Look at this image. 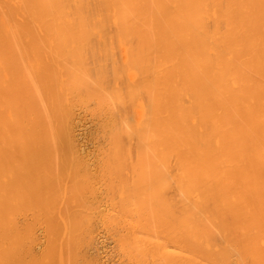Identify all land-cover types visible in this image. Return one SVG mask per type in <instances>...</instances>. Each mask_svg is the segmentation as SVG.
Wrapping results in <instances>:
<instances>
[{
    "label": "bare ground",
    "instance_id": "bare-ground-1",
    "mask_svg": "<svg viewBox=\"0 0 264 264\" xmlns=\"http://www.w3.org/2000/svg\"><path fill=\"white\" fill-rule=\"evenodd\" d=\"M107 221L131 262L264 264V0H0V264H90Z\"/></svg>",
    "mask_w": 264,
    "mask_h": 264
},
{
    "label": "rangeland",
    "instance_id": "rangeland-1",
    "mask_svg": "<svg viewBox=\"0 0 264 264\" xmlns=\"http://www.w3.org/2000/svg\"><path fill=\"white\" fill-rule=\"evenodd\" d=\"M117 42V47L119 48V50H120V52H121V50L123 51V54H121L123 57H124V55L126 54V52H125V49H126V46H125V44L124 43H122L121 41H116ZM119 43V44H118ZM121 44V45H120ZM118 45H120V46H118ZM125 49H124V48ZM121 48V49H120ZM122 53V52H121ZM140 109H138L137 110V115L139 116L140 115ZM79 112L81 113V112H83L82 110L80 111L79 110ZM79 112H78V114H79ZM86 113V112H85ZM85 113H83V114H85ZM82 114V115H83ZM89 114V113H88ZM87 114V115H88ZM78 116L79 117V119H80V117H82L81 119H80V121L78 120V121H76L77 122V126H76V128H75V135H76V137H77V141H79V147H80V149H81V151L82 152H86V154H88L87 152H89V153H91L92 152V150L93 151H96V150H98L99 149V145H97V144H93V142L89 139V140H86V139H88L89 137H88V130L91 128H93V127H91V126H93V123L95 124V122H93L92 121V118L93 117H91L90 116V118L85 114L84 116ZM94 120H95V118H94ZM93 122V123H92ZM90 129V130H91ZM87 133V138L86 139H84V137H86L85 136V134ZM85 143H87V144H85ZM89 143V144H88ZM92 144V145H91ZM97 146V147H96ZM95 149V150H94ZM92 155H90V159L92 160V157L91 156H94V152H92L91 153ZM93 159H94V157H93ZM93 161V160H92ZM94 161H96V162H94V163H92V162H89V164L90 165H94V167L96 168V166L97 165H99V161H98V159L96 158V159H94ZM98 167V166H97ZM99 183H101L102 184V182H100L99 181ZM100 185V184H99ZM104 196V195H103ZM100 197H102V195L100 196ZM103 199H105L104 197L102 198V200ZM104 201V200H103ZM29 215V214H28ZM30 215H32V213H30ZM29 215V219L30 220H34V219H32L33 217L32 216H30ZM32 217V218H31ZM101 224L104 226H101ZM100 225V226H99ZM98 225V228H97V230H96V232L94 233V237L96 238H94L95 239V241H96V243H94V245L96 246H94L93 244H91V245H87L85 248H84V251H85V253L87 254V257L89 258V257H91L90 259H91V261H90V259H89V261L91 262L90 264H93V263H95V264H139V263H137V261H135L134 259H132V262H131V257H128V256H126L125 255V257H124V251H122L121 250V246L119 245L120 244V242H118V241H121V234L123 235V233L126 231V230H124V227H121V226H119V227H121V228H123V229H121L122 230V232L121 231H118L117 232V227L115 228V229H112V228H114V227H112L111 229H110V227L111 226H114V225H116V226H118L117 224H110V222L109 221H107V223H101L100 222V224ZM109 225H111L110 227H109ZM38 226V227H37ZM107 226V227H106ZM108 229H106V228ZM110 230L112 231V230H116L115 232H110ZM119 232H121V233H119ZM36 233L38 234V236H39V241H41V242H38L37 243V245H39V246H35V250H38L40 247H41V244L43 243V240H44V238H43V230H42V227H41V225L40 224H38V225H36ZM115 235H114V234ZM117 233L118 234H120V236L118 235V237H120L118 240L116 239V236H117ZM113 234V235H112ZM123 237V236H122ZM94 241V240H93ZM92 241V242H93ZM94 241V242H95ZM91 242V243H92ZM119 244H118V243ZM118 244V245H117ZM117 245V246H116ZM122 254V255H121ZM125 258H127V259H125ZM129 259V260H128ZM96 260H97V262H96ZM126 260V261H125ZM76 264H84V262L83 261H78Z\"/></svg>",
    "mask_w": 264,
    "mask_h": 264
}]
</instances>
